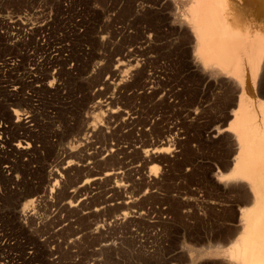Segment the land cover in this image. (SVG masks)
I'll list each match as a JSON object with an SVG mask.
<instances>
[{"label":"rangeland","instance_id":"rangeland-1","mask_svg":"<svg viewBox=\"0 0 264 264\" xmlns=\"http://www.w3.org/2000/svg\"><path fill=\"white\" fill-rule=\"evenodd\" d=\"M198 2L0 0V264H223L238 245L248 192L217 181L236 147L228 131L211 136L236 127L238 102L228 77L190 66L179 25ZM144 78L174 97L140 94ZM107 106L140 113L126 122ZM150 148L164 157L156 173ZM111 171L122 177L84 188Z\"/></svg>","mask_w":264,"mask_h":264},{"label":"bare ground","instance_id":"bare-ground-1","mask_svg":"<svg viewBox=\"0 0 264 264\" xmlns=\"http://www.w3.org/2000/svg\"><path fill=\"white\" fill-rule=\"evenodd\" d=\"M189 17V21L187 20L188 24L185 26L179 25V27H183V32L188 34L191 44L196 49L195 53L191 55L190 66H194L198 76L205 81L213 74L225 76V78L228 77L229 81L234 85V99L238 102L235 109L236 127L217 130L216 133L214 132L211 135L215 137L223 131H228L231 135L233 134L232 138L236 147V155L231 159L228 166L229 168L231 166L232 171L217 179V181L223 183L224 187H228L232 183L242 182L244 185L243 190L248 192L247 199H245L250 205L248 208L242 210L240 219L238 220V226L244 230V233L240 237L238 245L229 252L227 259L222 263L264 264V100L263 98L259 100V96L264 97V95L260 92L258 94L254 82V77L261 70L260 68L264 62V0H199L196 7L190 11ZM150 37V34L143 37L145 39V45L142 44L144 48L150 42ZM130 62L132 63V60ZM131 63L130 68L137 71L138 62L135 61L132 67ZM125 66L126 62L124 58H119L116 69L110 72L111 75L109 76L111 80L103 82L104 88L108 87L109 83L114 80L118 82L119 78H121L120 73L122 68ZM104 71L106 70H101L100 72L103 73ZM258 77H260L259 74ZM154 81L144 78L141 82V91L139 93L158 94V98L161 100L165 99L168 95L174 97L169 91L170 94L160 91V89L158 90L159 85L155 84ZM253 105L257 106L260 112L259 115L262 117L261 125L256 124L258 114L251 109ZM102 106V101H98L97 107L102 108ZM136 108L137 106H133L126 110H119L118 108L112 110V107L107 106L103 113L105 112L104 117H108L112 113L116 116V114L124 112V115H126L124 120L133 123L139 112L137 111L138 108ZM20 114V110L15 107L10 109L8 116L12 117L14 115L16 118L15 123H19ZM21 125V123L20 125H16V128L20 129ZM25 128L29 127L25 126ZM9 130L0 121V145L7 142ZM29 143L27 142L25 146H20V143H16V146L18 149L21 147L28 149ZM163 158L159 150L150 148L145 151L143 159L148 164L155 163L152 170L156 173L159 167L158 161ZM155 173L151 174L155 176ZM52 174L54 173L52 172ZM110 175L116 179L122 177V172H107L103 177L96 175L90 181L84 183V188L87 189L90 184H98L102 179L109 178ZM116 186L117 188L124 187L119 184ZM71 206L73 205L71 204Z\"/></svg>","mask_w":264,"mask_h":264}]
</instances>
